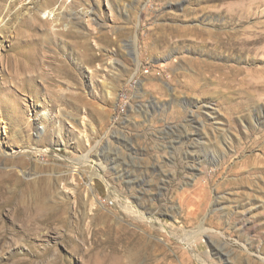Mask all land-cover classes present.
<instances>
[{
	"label": "rangeland",
	"instance_id": "1",
	"mask_svg": "<svg viewBox=\"0 0 264 264\" xmlns=\"http://www.w3.org/2000/svg\"><path fill=\"white\" fill-rule=\"evenodd\" d=\"M260 35L264 0H0V264H264Z\"/></svg>",
	"mask_w": 264,
	"mask_h": 264
},
{
	"label": "bare ground",
	"instance_id": "2",
	"mask_svg": "<svg viewBox=\"0 0 264 264\" xmlns=\"http://www.w3.org/2000/svg\"><path fill=\"white\" fill-rule=\"evenodd\" d=\"M45 16H47V17H49V16L50 17H54L53 12H51V11H45ZM234 36H237V35L235 33H230L229 35H227L226 42H224L226 44L225 46H227L229 48H232L233 50H236L237 49L238 40L241 41V42H248V41H250V40H248L245 37L244 38L237 37L236 39H232V38H234ZM262 39H264V35H260L258 37H255V38L251 39V40H253V41H260ZM219 42H218V39H217L214 44L218 45L217 43H219ZM259 76H261V75H259ZM21 151L19 152L18 158H21V157H24V156H32L33 154L37 155V154L40 153L39 148H35V147L34 148H31L29 150H26V151H23V150H21ZM4 155H6V151H5V149L3 148V146L0 143V166L3 165L4 166L3 168H8V165L7 164H9V163L7 162V158H5ZM10 156H11L10 158L13 157L12 154H10ZM21 159H20V161H21ZM24 162H26V161H23L22 163H24ZM13 163H15V162H13ZM13 163H12V165H13ZM10 170L11 169H8V171H10ZM8 171H3V173H0V180L1 181H4V180L7 181V180L13 178V174L11 173L12 171L11 172H8ZM4 173L7 175L6 177L3 176ZM4 204H6V206H9L11 209H15L21 221H23V222H29V224L26 223L29 227L37 228L36 227V224L37 225L38 224L40 225V223L41 224H45V225H49V224H51V222H52L53 219L58 218L57 215H55V214L47 215L44 218L37 217L36 215L35 216H32L31 213H29V214L28 213L23 214L22 212L18 211L17 208H14V206L12 205V203L10 201L5 200L4 201ZM57 221L61 222L62 226H65V224L67 223V221L64 218H58Z\"/></svg>",
	"mask_w": 264,
	"mask_h": 264
},
{
	"label": "built area",
	"instance_id": "3",
	"mask_svg": "<svg viewBox=\"0 0 264 264\" xmlns=\"http://www.w3.org/2000/svg\"><path fill=\"white\" fill-rule=\"evenodd\" d=\"M127 97H128L127 94L125 92H123L121 95L120 103H119V108L121 111H124L125 108L127 107V102H128Z\"/></svg>",
	"mask_w": 264,
	"mask_h": 264
}]
</instances>
